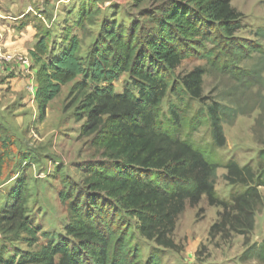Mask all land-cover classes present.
<instances>
[{"label": "rangeland", "instance_id": "1", "mask_svg": "<svg viewBox=\"0 0 264 264\" xmlns=\"http://www.w3.org/2000/svg\"><path fill=\"white\" fill-rule=\"evenodd\" d=\"M165 2L0 0V138L12 150L7 178L0 184V211L10 201L16 179H26L27 216L38 237L29 244L23 232L17 236L12 231L0 232L6 259L60 240L75 244L65 233L70 221L69 206L75 197L89 194L86 179L90 168L107 161L102 151L93 146L95 134L81 131L86 121L83 94L74 88L77 81L83 80L81 76L65 84L49 103L44 119L38 118L34 92L39 64L30 56L39 37L35 25L46 26L55 47L43 60L59 54L67 30L79 37L81 55L86 57L95 46L104 44L109 26L122 27L124 31L136 26V34L143 42L155 30L153 18ZM230 4L241 14L239 28L233 35L234 43L240 47L234 45L222 52L208 41L201 51L212 50L211 59H183L171 74L176 88H168L159 117L172 135L190 142L219 164L214 190L218 200L228 205L234 195L252 186L231 184L224 179L229 161L250 166L258 177L264 174V0H230ZM82 8H91L94 13L78 27ZM196 66L206 69L201 99L177 88L181 78ZM131 82L130 75L122 73L112 86L120 93L125 88L132 89ZM214 102L225 108L221 110L225 136L222 147L214 144L211 135L208 105ZM258 189L262 204L255 212L249 235L227 228L210 232L212 225L219 222L223 208L210 205L206 196L195 206L186 202L171 234L174 248L157 245L141 235L136 218L124 213L121 217L129 226L130 243L138 249L141 264H264V255L253 253V246L264 248V186ZM61 193L65 194L63 199Z\"/></svg>", "mask_w": 264, "mask_h": 264}, {"label": "trees", "instance_id": "2", "mask_svg": "<svg viewBox=\"0 0 264 264\" xmlns=\"http://www.w3.org/2000/svg\"><path fill=\"white\" fill-rule=\"evenodd\" d=\"M160 10L153 18L155 30L143 42L136 26L129 31L109 26L104 44L95 46L86 57L81 55L79 37L67 30L59 54L43 60L55 47L46 26L35 25L39 37L30 56L39 64L34 92L38 118L44 119L49 103L65 84L81 76L83 80L74 87L83 94L86 121L81 131L95 134L93 146L107 161L90 168L86 179L89 194L75 197L69 206L65 233L75 244L60 240L7 259L0 245V264H141L121 214L136 218L138 232L147 239L174 248L171 234L178 215L187 201L195 206L202 196L210 205L223 208L210 232L227 228L249 235L253 230L255 212L262 204L258 186H264V174L258 177L250 166L229 161L224 179L252 186L234 195L229 205L218 200L214 185L219 164L190 142L172 135L159 119L168 88H176L171 74L183 59H211L212 50L201 51L208 41L222 52L234 45L240 47L233 35L241 14L230 0H167ZM93 13L91 8H82L76 25L82 27ZM205 72L204 67L196 66L181 78L177 88L201 99ZM122 73L130 75L132 89L118 93L112 83ZM222 109L217 102L208 105L211 135L218 147L225 144ZM11 151L10 144L0 138V184L7 178ZM26 182L22 177L16 179L10 201L0 211V232L12 231L16 236L23 232L25 241L34 244L37 229L27 216ZM64 195L61 193L62 199ZM253 249V253L264 255L262 246Z\"/></svg>", "mask_w": 264, "mask_h": 264}]
</instances>
